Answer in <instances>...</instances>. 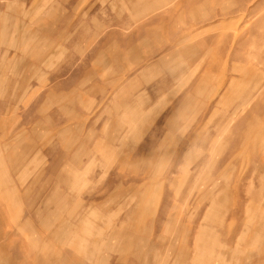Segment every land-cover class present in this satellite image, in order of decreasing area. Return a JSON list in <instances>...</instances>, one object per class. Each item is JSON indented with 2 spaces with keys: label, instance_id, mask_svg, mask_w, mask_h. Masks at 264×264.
I'll return each instance as SVG.
<instances>
[{
  "label": "rangeland",
  "instance_id": "1",
  "mask_svg": "<svg viewBox=\"0 0 264 264\" xmlns=\"http://www.w3.org/2000/svg\"><path fill=\"white\" fill-rule=\"evenodd\" d=\"M3 1L7 3L13 0ZM21 1L16 0V2ZM31 1H33L32 8L45 17L47 14H57L58 19H62L69 10H72L73 21H83V29L76 28L72 33L71 39L76 44L75 49H70L68 42L59 41L58 46L64 49V52L60 56L55 54L54 63L50 67L38 66L39 79L26 72V75L30 76L28 83L25 84L27 86L24 91L17 94V103H10L12 104L10 111L3 115L5 119L10 117L13 119L7 120L4 124L0 122V134L9 129L13 132L16 129L29 128L30 122L26 125L23 122L35 117L36 101L40 100L56 81L68 80L83 65V78L77 77L78 84L75 85V91L70 96L73 110L83 115V136L88 129H92L93 136L83 145V152L88 154L87 156L83 154L81 165L76 170V177L70 180L71 184L58 186L57 197L65 196L64 199L54 198L47 203V210L43 213V218L46 217L49 221L47 228L42 227L40 222L32 217L28 227H24L22 231L18 230L17 226L27 218L28 207L36 208L39 204H43L40 203L41 200L52 190L48 186L40 188V185L32 183V180L34 176L42 180L52 153L63 150L64 140L48 134L47 140L45 139L47 145L43 149L38 147L35 139L29 137L25 142L34 144L36 148L27 156L28 162L23 179H20L19 175L24 166L14 167L13 160L7 157L3 148L0 149V243H6L4 249L12 254L14 262L35 264L33 258L35 251L32 253L29 244L30 239L34 237L47 241L51 250L55 248L66 250L67 257L71 261L81 258L85 260L84 254L78 253L77 250L82 243L79 241L73 247H60L52 240L50 225L53 214L58 216L55 223L62 224L64 219H67V207L78 199L81 205L78 211L84 212L85 219L83 227H77V232L80 235L85 234L86 227L96 229L99 226L102 213L97 195L102 189V184L112 176L115 163L111 160L110 154L101 157L93 146L98 135L103 131H111L115 116L113 112L108 111V107L120 97H130L133 108L138 113L136 120L126 121L120 118L123 124L121 134L129 133L128 127H133L130 138H125L121 147V150L128 153L134 146L139 147L147 140L150 131L157 125L163 124L164 118L182 103L184 98L187 96L190 98L188 104L180 107L181 114L175 116L167 132L164 130L167 135L173 137L165 140L156 158L154 169L164 170L172 162L173 154L180 146L178 143L188 140L191 136L196 137L194 144L185 145L183 152L181 151L187 154L189 161H180L177 168L184 167L173 172L174 176L189 170L193 164L191 159L202 149L207 130L213 127L215 130L216 126L219 133L202 168L203 173H210L213 169L210 161H218L224 157L231 145L230 129H235L240 119L249 112H253L255 117L252 123L256 126L253 127L251 138L258 135L255 132H259L260 136L255 141L260 143L261 138L264 140V127H260L261 131L258 130L262 124L264 108L259 106L254 109L264 93V0H172L171 6L154 5L143 15H135L130 9H121L123 0ZM149 2L155 1L149 0ZM167 7L171 10H165ZM191 8L195 9L194 12L190 11ZM82 12L83 18L80 17ZM10 20L11 23L17 24L30 23L36 29L30 16L22 17L12 13ZM44 22L45 27L38 30V35L52 40L55 36L51 30L56 23L51 19H45ZM141 37L145 38L142 43L139 42ZM129 44L136 45V48L128 51ZM38 47L49 52L45 43L39 42ZM81 49L83 52L79 54L77 51ZM169 50L174 53L171 57L167 56ZM3 51L4 47L0 44V56ZM12 51L8 50L10 53ZM96 57L100 58V61H97ZM69 61L71 66L68 71L54 79V74ZM235 68L252 69L261 75L262 88L257 96L245 101L234 99L229 105L230 93H222L230 79L237 76L238 71ZM16 70L17 67L12 64L8 72H0V75L13 78ZM128 81L130 85H124ZM3 82H0V91L5 88L6 84ZM113 86L116 87L114 90L111 88ZM100 89L103 91L100 92ZM6 95H8L6 92L0 93V103L7 102ZM232 107L237 109L235 115L232 114ZM42 109L41 116L54 117L55 106H44ZM123 114L128 115L120 108L117 116L121 117ZM212 115L213 117L210 118ZM232 115L234 117L227 125L217 123L223 116ZM42 128H49V125L44 123ZM70 132L63 139L67 138ZM113 145L118 146L116 143ZM74 148L76 146H72L71 151ZM239 150L241 158L235 163V169L226 181V186L233 191L228 195L226 207L218 212V217L222 221V229H217L221 242L224 241L227 224H232V230L236 229L235 236H243L244 241L257 231L255 220H248V216L254 211L253 206L247 205L249 195L255 186V179L245 176L240 177L237 182L235 179L238 171L250 168L247 162L249 156L262 154L264 162V147L251 143ZM104 170L106 173L102 174ZM100 175L103 176L100 178ZM159 178L158 174L154 176L157 182ZM50 180L54 182L52 177ZM235 184L234 191L232 187ZM37 191H41V195L35 198L34 194ZM191 194L187 200L189 203L196 196V190ZM147 195L148 219L156 206L158 212L167 205L168 212L175 213L183 202L181 197L174 198L171 191L170 199L165 203L164 196L160 195L158 188L150 190ZM238 202L241 203L239 209L236 208ZM84 205L85 209H83ZM117 206L116 203L110 205L109 212L112 215L107 217L110 224L120 220L125 212L123 207L119 209ZM200 207L202 206L199 205L198 208ZM233 208L237 211L234 217L231 216ZM46 213L49 214L45 216ZM74 218L75 216H72L68 219L74 222ZM146 225L148 226L149 222ZM172 227L173 221L170 220L167 231H159L158 234L168 238ZM237 243L242 251L238 255V261L246 254L252 256L258 249L252 239L247 245L241 243L240 239ZM105 255H108V261L114 256L109 252ZM97 258L98 256H93L86 263L94 264ZM215 260L212 259L210 264H217Z\"/></svg>",
  "mask_w": 264,
  "mask_h": 264
},
{
  "label": "crops",
  "instance_id": "2",
  "mask_svg": "<svg viewBox=\"0 0 264 264\" xmlns=\"http://www.w3.org/2000/svg\"><path fill=\"white\" fill-rule=\"evenodd\" d=\"M123 1L120 6L121 9L133 10L135 15H143L149 12V9L154 5H172V0H154L153 3H150L149 0ZM32 6L33 1L31 0H22L21 2L13 0L7 3L0 0V44L4 47V51L0 56V72H8L12 64L18 69L13 74V78L0 75V82L4 81L3 83L6 84L0 93H8L6 95L7 102L0 103V114H2L0 122L2 124L9 119H13V117L5 119L3 115L10 111L9 108L13 103H17V94L25 90L27 86L25 84L28 83L29 77L40 78L37 70L38 66L50 67L54 63L55 54L60 56L64 52V49H60V46H58L59 41L68 42L70 49H75L76 44L71 39L72 33L76 28L81 27L83 29V21H73L72 10H69L62 19H58L57 14H47L46 17L39 15ZM165 10L171 9L167 7ZM194 10L193 8L190 9L191 12H194ZM12 13L22 17L30 16L32 23L36 25V29L26 22L11 23ZM80 15L83 18V12ZM45 19H51L52 22L56 23V26L52 30L50 29L55 36L52 40L38 35V30L45 27ZM58 20H60L59 24H57ZM142 38H139L141 43L145 41V38ZM39 42L45 43L49 48V52H45V50L38 47ZM134 47L136 48V45L129 44L127 50L133 51ZM8 50L13 51L10 53ZM77 52L82 54L83 51L81 49ZM173 55V51L169 50L167 56L171 57ZM100 58H97V61H100ZM70 63L69 61L64 64L54 74L53 78L57 79L65 74L71 66ZM235 69L238 71L237 76L230 79L229 84L225 86L222 93H230L229 105L234 99L245 101L248 98L257 96L262 88V76L254 70ZM26 72L31 75L27 76ZM80 76L83 78V65L68 80L56 81L54 86L40 100L36 101L35 117L23 122L25 125L30 122L29 128L16 129L13 132L12 129H9L7 132L0 134V149L3 148L7 157L13 160L14 167L24 166L19 175L20 179L25 177L27 156L32 149L36 148L34 144L25 142L29 140V137L35 139L38 142V147L43 149L46 148L45 139L47 140L48 134L62 141L64 140L63 150L52 153L42 180L38 176H34L32 180V183L39 184L40 188L48 186L52 190L41 200L40 203L43 202V204H39L36 208L28 207V216L17 226L18 230L22 231L24 227H28L31 217L39 221L42 227L47 228L49 226V221L46 220V217L43 218V213L47 210V203L54 198L64 199L65 196L57 197L59 196V193H57L59 191L58 186L64 187L71 184L70 180L76 177V170L81 165L83 154L85 156L88 154L83 152V145L90 141L93 132L92 129H88L83 136V115L73 110V102H71L72 98L70 96L75 91V85L78 84ZM129 83L128 81L124 85L129 86ZM111 88L114 90L116 87ZM102 91L103 89H100V92ZM114 95H117V93H114ZM189 99L188 96L184 98L182 103L164 118L163 124L157 125L150 131L147 140L139 147L134 146L130 153L124 152L121 147L124 139L130 138L133 127H128L129 133L121 134L123 124L120 122V118L126 121L136 120L138 113L133 108L131 98L128 96L120 97V99H117L118 101L110 104L108 111L113 112L115 116L111 131H103L98 135L93 146L95 152L101 157L110 154L111 160L115 163L112 176L106 183L102 184V189L97 195L98 205L101 209L100 213H102L99 226L96 229L86 227L85 234L80 235L77 232V227H83L85 219L84 212L78 211L81 206L78 199L75 200L74 204L67 207V219H64L62 224L55 223L58 216L53 214L52 224L50 225V235L53 242L59 244L60 247H73L74 244L80 241L82 244L80 249L78 247L77 250L78 253L84 254L85 260L81 258L80 260L71 261L67 257L66 250L61 251L56 248L51 250L47 241L34 237L30 239L29 244L32 253L35 251L33 253L35 264H74V262L87 264V260L93 256H98L94 264H210L212 259H216L217 264H264V162L262 154L249 156L247 162L250 168L245 171H238L235 179L236 182L244 176L255 179V186L249 195L247 205L253 206L254 211L250 213L248 220H255L257 231L245 241L243 236H235L236 229L232 230V224L225 226L226 233L223 242L219 240L217 233V229H222V221L218 217V212L226 207L228 195L233 191L226 186V181L229 174L234 171L235 163L241 158L239 149L247 147L251 143H257V145L264 147L262 138L260 143L255 141L260 136L259 132H255L258 135L251 138V134L254 132L253 127H256L252 123L255 117L253 112L244 115L235 129H230L231 145L224 157L218 161H210L213 166L210 173H203L202 168L207 161L212 143L218 136L219 129L216 126L215 130L214 127L207 130L205 142H202L203 145L201 144V151L191 159L193 164L184 174L172 175L173 172L184 167L178 166L177 168L180 161L188 160L187 154L182 153V150L185 145L191 146L194 144L196 137L193 136L178 143L180 146L173 154L172 162L164 170L154 169L156 158L162 150L165 140L173 137L166 133L170 128L169 124L174 121L176 115L181 114L180 107L188 104ZM52 105L55 106L54 117L40 115L44 106ZM259 106L264 108V93L254 109ZM81 107L83 109V106ZM120 108L128 115L123 114L118 117ZM231 109L232 114L235 115L237 109L233 107ZM233 115L231 117L223 116L217 123L227 125L234 117ZM212 117L213 115L210 116V118ZM44 123L48 124L49 128H42ZM261 123V126L258 127L260 131L264 127V115ZM211 130L214 132H211ZM69 132L71 134L63 139ZM175 138L171 139L175 141L177 139ZM115 143L118 146L115 147L113 145ZM72 146H76V148L71 151ZM104 172L105 170L102 171V174ZM156 174L160 176L159 182L154 180ZM102 176L100 175V178ZM50 177L53 178V183ZM156 188L160 191V195L164 196L165 203L169 201L171 191H173L174 198L181 197L183 202L175 213H169L167 205L158 212L156 206L150 215V219H148L147 194L150 190ZM232 189L236 190V184ZM194 190L197 194L189 203L187 200ZM40 195L41 191H37L34 197L37 198ZM114 203L118 205L117 208L119 209L123 207L125 212L120 220L110 224L107 217L112 215L109 210L110 205ZM85 205L83 209H85ZM199 205L202 207L198 208ZM240 206L241 203L238 202L236 208L239 209ZM236 212L233 208L231 216L234 217ZM48 214L46 213L45 216ZM72 216H75L74 222H70L68 219ZM170 220L173 221L172 231L168 238H164L158 232L167 231V224ZM147 222H149L148 226L146 225ZM156 233L158 235H155ZM239 239L241 243L244 242L243 244L246 245L250 244L249 242L252 239L253 244L258 246L255 254L252 256L246 254L240 261H238V255L242 251L238 247L237 242ZM4 247L6 248V243L1 242L0 264H20L13 261L12 254H9ZM107 252L114 255L109 261L107 259L108 255H105Z\"/></svg>",
  "mask_w": 264,
  "mask_h": 264
}]
</instances>
